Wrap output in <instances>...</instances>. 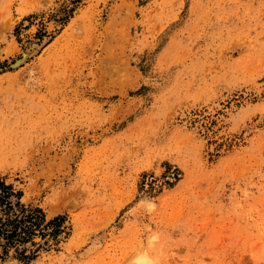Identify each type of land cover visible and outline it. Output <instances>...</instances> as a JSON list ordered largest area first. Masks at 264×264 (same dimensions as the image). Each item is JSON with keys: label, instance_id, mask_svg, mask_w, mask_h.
I'll return each mask as SVG.
<instances>
[{"label": "rangeland", "instance_id": "obj_1", "mask_svg": "<svg viewBox=\"0 0 264 264\" xmlns=\"http://www.w3.org/2000/svg\"><path fill=\"white\" fill-rule=\"evenodd\" d=\"M0 176L26 264H264V0H0Z\"/></svg>", "mask_w": 264, "mask_h": 264}, {"label": "trees", "instance_id": "obj_2", "mask_svg": "<svg viewBox=\"0 0 264 264\" xmlns=\"http://www.w3.org/2000/svg\"><path fill=\"white\" fill-rule=\"evenodd\" d=\"M153 182L148 181L149 187ZM21 197V189L0 176V259L13 256L26 264L40 250L56 246L67 231L64 214L46 218L41 206Z\"/></svg>", "mask_w": 264, "mask_h": 264}]
</instances>
